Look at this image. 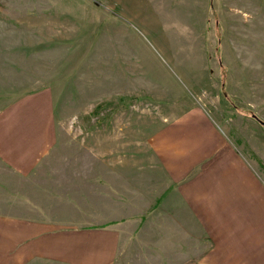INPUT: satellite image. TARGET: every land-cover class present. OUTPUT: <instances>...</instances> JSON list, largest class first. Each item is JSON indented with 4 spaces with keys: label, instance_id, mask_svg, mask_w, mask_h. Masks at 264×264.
Segmentation results:
<instances>
[{
    "label": "rangeland",
    "instance_id": "obj_1",
    "mask_svg": "<svg viewBox=\"0 0 264 264\" xmlns=\"http://www.w3.org/2000/svg\"><path fill=\"white\" fill-rule=\"evenodd\" d=\"M231 157L264 196V0H0V215L39 191L113 264H264V226L204 192Z\"/></svg>",
    "mask_w": 264,
    "mask_h": 264
},
{
    "label": "crops",
    "instance_id": "obj_2",
    "mask_svg": "<svg viewBox=\"0 0 264 264\" xmlns=\"http://www.w3.org/2000/svg\"><path fill=\"white\" fill-rule=\"evenodd\" d=\"M201 131L206 134L205 138L211 136L209 130ZM193 132L191 130L182 132L184 137L189 138L190 143L194 141ZM1 153L3 161H5L4 164L15 173H24L26 176L34 172L38 166L41 167V163L38 162L39 157L35 162L28 163L21 162L22 154L18 155L10 151ZM235 164L238 163L235 158L231 157L224 162V167H218L216 170L218 173L215 176L216 182L208 184L204 192H207L211 186L218 191L219 196L217 195L210 203L211 206L220 205L217 208L218 216L226 214L225 216L229 218L246 217L251 220L252 226H264V209L259 208V205L264 203V196L253 194L254 188L256 189L255 181L253 182L249 176L252 181L243 182L240 166L238 164V169H235ZM223 168L224 172L221 173ZM221 186L225 187V191L221 189ZM45 197L41 196L39 191L37 195L32 193V196L27 197L28 206L25 208L24 214L0 215V227L10 229L9 240L10 238L12 240L8 246L5 243L9 241L0 244L2 251L10 248V257L12 251H15L13 257L22 258L20 263L25 262L26 264L35 260L53 261L60 264L64 262L70 264L114 263L117 254L115 253V244L111 237L106 236V232L86 230L83 233L79 229L64 232L61 227L56 226L55 222L49 220L48 205L54 201H45ZM59 197L57 199H60ZM38 198H40L39 202H37ZM247 202L248 208L243 210V204ZM263 235L264 230L259 237L262 238ZM20 252L22 255L19 254Z\"/></svg>",
    "mask_w": 264,
    "mask_h": 264
},
{
    "label": "trees",
    "instance_id": "obj_3",
    "mask_svg": "<svg viewBox=\"0 0 264 264\" xmlns=\"http://www.w3.org/2000/svg\"><path fill=\"white\" fill-rule=\"evenodd\" d=\"M255 118H257L256 116H255ZM258 119V118H257ZM259 121H260V119H258Z\"/></svg>",
    "mask_w": 264,
    "mask_h": 264
},
{
    "label": "water",
    "instance_id": "obj_4",
    "mask_svg": "<svg viewBox=\"0 0 264 264\" xmlns=\"http://www.w3.org/2000/svg\"><path fill=\"white\" fill-rule=\"evenodd\" d=\"M263 122V121H262Z\"/></svg>",
    "mask_w": 264,
    "mask_h": 264
}]
</instances>
